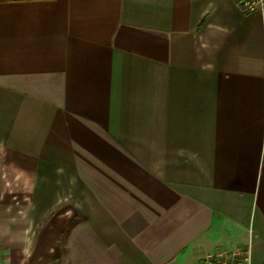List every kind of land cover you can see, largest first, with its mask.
Instances as JSON below:
<instances>
[{"label": "crops", "instance_id": "0c3cea01", "mask_svg": "<svg viewBox=\"0 0 264 264\" xmlns=\"http://www.w3.org/2000/svg\"><path fill=\"white\" fill-rule=\"evenodd\" d=\"M264 264V9L0 0V264Z\"/></svg>", "mask_w": 264, "mask_h": 264}, {"label": "built area", "instance_id": "2783aa9c", "mask_svg": "<svg viewBox=\"0 0 264 264\" xmlns=\"http://www.w3.org/2000/svg\"><path fill=\"white\" fill-rule=\"evenodd\" d=\"M244 11H261L264 0H237ZM196 264H250L247 248L236 247L232 250H217L206 254Z\"/></svg>", "mask_w": 264, "mask_h": 264}]
</instances>
